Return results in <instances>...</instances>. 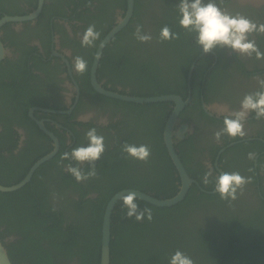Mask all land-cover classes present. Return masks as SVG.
I'll use <instances>...</instances> for the list:
<instances>
[{"label":"flooded vegetation","instance_id":"1","mask_svg":"<svg viewBox=\"0 0 264 264\" xmlns=\"http://www.w3.org/2000/svg\"><path fill=\"white\" fill-rule=\"evenodd\" d=\"M139 1L143 4L140 7L137 20L142 17L143 31L149 33L152 39L144 44L138 41V46L146 54L157 50L152 52L153 55L157 56L158 54L157 60L155 59L153 63L158 65L160 72L156 73L152 67L146 66L150 65L149 61L136 60L124 52L120 54L118 48L122 44L118 43L112 46L114 47L111 51L112 58L127 55L131 58V65L137 61L143 62L130 68L128 72L114 75L113 78H107L105 75L100 78V75L98 77L96 73L97 81L104 89L110 91L115 89L117 92L123 90L125 93H129V90L140 89L147 85L149 80L145 79L147 73L160 83L174 87L185 86L188 95L185 100L188 101L173 125L172 140L173 146L176 147L174 148L176 153L178 151L181 157L183 156L186 165L193 173L201 176L202 181H204L205 172L211 166L213 175L209 178L210 182L205 184L208 187H214L216 176L225 171H238L242 176L251 177V182L245 185L243 192H238L237 199L223 200L225 207L229 206L228 209L220 212L224 217L233 213L238 214L239 219H244L245 212H242V209L246 207L245 204L255 207V210L257 207L264 209V118L258 120L255 118L254 112L250 113L245 121L246 135L244 137L231 138L223 135L217 142L213 136L223 127V119L227 112L239 110L240 102L245 94L260 90L256 77L264 79V59H256L254 54L252 57L240 55L230 48L219 46L204 53L195 43V33H192L191 37L185 36L187 31L178 24L179 19L173 20V22L167 21V17L173 13L170 8L172 5L168 4L180 0ZM204 2L207 3V0ZM217 3L229 12H240L257 23H264V0H223L222 4L217 0ZM37 6L38 0H0V19L4 16L29 15ZM124 12L119 0H91V6H89V0H44L39 14L33 19L6 22L1 25L0 43L3 58L0 61V78L6 85L0 87V132L3 131L2 126L5 124L12 129L11 135L1 136L7 145L12 144L9 141L10 137L15 140V147L11 149L12 153L23 151L30 140L35 143L38 141L35 134L31 135L30 126L22 122L21 119L18 120L19 112L22 110L21 100H29L31 103L37 101L26 111L28 120L30 119L37 127L34 119L42 121L45 127L48 124L66 132V149L76 143V138L74 137L70 141L67 136L73 137L72 132L50 115H58L52 111L67 110L73 105V111L70 114L74 117L72 121L80 123L75 127L83 136V140L82 137L81 140L84 146H87L88 143L86 132L93 128L91 125H95L94 128L98 134L104 137V141L109 140L111 149L122 148L124 143L135 144L138 140L139 145L146 144L150 150L155 151V132L148 129L144 139L139 130L129 121V119H135L134 111H129L124 106L114 104L106 99L94 98L92 93L87 90L85 74L77 73L73 68L74 57L81 56L88 61L93 48L98 46L102 40L99 37L93 46H82L81 38L85 29L90 24H95L97 31L108 25H115ZM177 18L179 17L177 16ZM168 22L172 25H168ZM164 25L173 28L172 31L180 35L182 29L184 34L174 42L181 43L190 37L194 48L187 50L186 47L181 46L178 52L172 50V44L169 46L166 41H161L159 38L160 30ZM131 27L135 28L133 22ZM134 31L126 34L125 37L131 43L135 39ZM249 38L254 39L259 50L264 52V34L253 33ZM96 49L94 50L96 51ZM191 59H193L192 63L186 70L187 63ZM9 72L15 73L18 83H7L10 80ZM110 82L114 83L113 86ZM11 94L16 96L14 100L8 99ZM192 94L196 99L193 105ZM2 104H9L11 108ZM52 106L59 108H49ZM171 107L172 111L174 104ZM33 108L37 109L33 110L32 116H30V110ZM222 109H227V111H222ZM36 112L44 113V115L42 118H37L34 115ZM31 121L30 124L33 125ZM183 125L185 128L180 137L177 134L180 133L178 131ZM47 130L49 129L47 128ZM43 134L45 133L43 132ZM45 135L50 139L53 147L51 138L47 134ZM2 150L5 155H8L7 148L3 146ZM152 150L147 162H144L147 164L148 181L161 179V166L158 165ZM223 152L224 155L219 161V156ZM250 152L255 153L254 159L248 158ZM153 164L156 165V169L152 167ZM79 166L81 167L83 164H79ZM144 169H140L139 172ZM63 170L65 171V169ZM252 175L255 177L254 181ZM77 197L76 195L74 199L77 200ZM214 205L216 206V203ZM208 218L212 221L211 214ZM256 221L258 223V219ZM202 222L204 221L202 220ZM203 226L206 232L210 231L218 236L214 238L215 242H209L208 246L224 249L228 247L226 244L228 242L218 234L219 230L213 226V223L203 224ZM190 232V236H186V238L192 241L181 242L178 245V250L192 258L195 264H207L202 258L199 261L198 253L197 256L195 255L199 242L197 237L199 229H190ZM17 237L10 235L5 238V242H12ZM22 263L25 262L22 261ZM66 264H76V260H68ZM116 264H123V262L117 261ZM131 264L134 263L131 261Z\"/></svg>","mask_w":264,"mask_h":264},{"label":"trees","instance_id":"2","mask_svg":"<svg viewBox=\"0 0 264 264\" xmlns=\"http://www.w3.org/2000/svg\"><path fill=\"white\" fill-rule=\"evenodd\" d=\"M119 3L125 10L126 0H119ZM179 3L180 1H172V4H168L172 5L173 8H170L173 13L167 17V21L173 22V20L180 19L177 8ZM142 4L139 0H134L132 18L135 20H130L106 45L101 59H99L98 77L100 75L101 78L102 75H105L107 78H113L116 74L128 72L130 68L140 65L143 61H149L150 65L146 66L152 67L156 73L160 72L158 65L153 63L158 58V54L156 56L152 52L157 50L146 54L140 50L136 38L132 43L125 39L132 30H135L131 27L132 22L135 27L137 24L141 25L142 17L138 20L137 17ZM168 25L172 24L168 22ZM113 26L114 24H111L98 30L101 39ZM182 34L184 33L181 29ZM185 36L191 37L192 33L186 32ZM190 37L181 43H175L174 40L166 41V43L169 46L172 44V50L176 52L180 50L181 46L191 50L194 45L191 43ZM118 43L122 44L118 48L120 54L124 52L136 60L143 61H137L131 65V58L127 55L112 58L111 51L114 48L112 46ZM95 47L87 61V70L83 73L87 90L96 99H106L114 104L124 106L129 111H134L135 119H129V121L134 124L144 139L148 129L155 132V151L151 150L154 151L153 156H156L155 159L161 166V179L148 181L146 162L128 157L126 153L122 152L121 147L111 149L109 140H106L104 141L105 152L96 162L97 176L77 182L70 173L63 169L65 164L72 163L74 166L80 167L79 164L70 160L62 161L61 157L63 153L70 152L74 147L84 146L83 136L75 127L80 123L72 121L74 118L72 114L50 115L72 132L73 137L67 136V138L71 141L75 137L76 143L66 149V132L46 124V127L59 139V151L51 159L42 163L34 171L30 182L22 188L9 193L0 192V241L7 250L12 264H23L22 261L25 262L24 264H66L68 260L72 259L76 260V264H99L102 217L104 208L113 194L121 189L133 188L155 198L166 199L174 196L179 190L181 180L162 139V132L173 103L135 104L99 95L89 83V67ZM192 60L187 63L186 70ZM8 75L10 80L7 83H18L15 73L9 72ZM145 79H149L147 85L140 89L129 90V93H125L123 90L118 92L142 97L176 94L184 100L188 96L185 86L174 87L160 83L147 73ZM123 82L126 83V81ZM111 84L113 86L114 83ZM4 85L6 83L0 78V87ZM111 90L117 92L115 89ZM15 98L16 96L11 94L8 99L14 100ZM36 102L21 100L22 110L20 109L18 118L30 126L31 135L35 134L36 140H38L36 143L30 140L23 151L12 153L11 149L15 147V140L10 137L9 141L12 144L7 145L1 138V136L11 135L12 129L6 124L2 126L3 131L0 132L1 185L10 186L21 181L33 163L52 148L50 139L26 116L27 109ZM195 102V96L192 94V105ZM2 105L11 108L9 104ZM34 115L37 118H42L44 113L36 112ZM30 121L33 125L30 124ZM134 145L139 146L138 140ZM3 146L8 149L6 151L8 155L4 154ZM177 154L186 172L198 182L204 191L192 184L181 202L164 208L136 199L135 203L139 209H151L153 217L151 221L146 217L140 221H137L135 216L127 217V208L123 204V199L119 201L111 216L109 264H116L117 261H121L123 264H131V261L134 264H169L171 255L179 249L178 245L181 242L192 241L186 238L191 234L190 229H199L200 231L197 233L199 242L195 251L196 256L197 253L200 255L199 261L202 258L207 264H264V209L257 207L255 210V207L245 204L246 207L242 209V212H245L244 219H239L238 214L233 213L224 217L220 212L228 209L229 206L225 207L224 201L215 188L205 185L202 177L193 173L178 151ZM223 155L224 152L219 156V161ZM152 167L156 169L155 164ZM81 168L87 172L89 165L83 163ZM140 169L144 170L139 172ZM151 172L153 173V171ZM254 179L255 177L252 180L254 181ZM93 194L94 197H91ZM76 195L78 196L77 200L74 199ZM230 205L232 206V203ZM210 214L212 221L208 218ZM256 219H258V223H256ZM209 223H213V226L219 230L218 234L228 242L226 249L208 246L209 242H215L214 238L218 237L213 232L205 231L203 224ZM10 235L18 237L12 242H5V238Z\"/></svg>","mask_w":264,"mask_h":264},{"label":"clouds","instance_id":"3","mask_svg":"<svg viewBox=\"0 0 264 264\" xmlns=\"http://www.w3.org/2000/svg\"><path fill=\"white\" fill-rule=\"evenodd\" d=\"M220 4L223 0H219ZM91 6V0H89ZM180 19L179 25L188 33H195V43L208 53L216 47H227L240 55L256 59H264V52L259 50L254 39H250L253 33L264 34V23H257L240 12L232 13L220 7L217 0H180L177 5ZM140 42H148L152 39L149 33L143 31V25L137 24L133 33ZM100 37V32L96 30L95 24H90L82 34L81 45L91 47ZM161 41L177 40L179 33H175L168 25H164L159 33ZM73 68L77 73L83 74L87 70V61L81 57L73 58ZM260 90L245 94L240 102L237 111H228L223 119V127L216 131L213 136L219 142L223 135L231 138L244 137L245 121L250 113H255L256 119L264 118V79L256 77ZM227 111V109H222ZM87 146L72 148L70 152L63 153L61 160L75 161L77 164L87 163L89 170L85 172L81 167L72 163L65 164L64 169L70 173L77 182L86 181L97 176L96 162L100 160L105 152L104 137L97 133L96 128H90L86 132ZM122 152L128 157L141 162H147L151 155L148 145L124 143ZM248 158L254 159L255 153H248ZM213 172L211 166L204 174V183L210 182ZM251 182V177L242 176L238 171L223 172L216 176L214 188L222 200L237 199L238 192L242 193L246 184ZM136 194L128 193L123 197V204L127 208V217L135 216L137 221L145 217L151 221V209H139L135 203ZM169 264H195L194 260L180 250H176L171 255Z\"/></svg>","mask_w":264,"mask_h":264},{"label":"water","instance_id":"4","mask_svg":"<svg viewBox=\"0 0 264 264\" xmlns=\"http://www.w3.org/2000/svg\"><path fill=\"white\" fill-rule=\"evenodd\" d=\"M43 3H44V0H38L37 8L29 15L20 16V17L4 16L3 18L0 19V27L6 22L25 21V20L33 19L39 14ZM133 11H134V0H126V9H125L124 15L118 18L115 25L104 35L99 45L97 46V49L92 59L91 68H90V83L95 92L101 95L113 98V99L124 101V102L135 103V104L172 102L174 104V107L171 113L169 114L167 121L165 123L164 131H163V139H164V144L167 149V152L171 158L173 165L176 168L177 174L181 181H180L178 192L174 196L170 198H166V199H158L148 193H144L138 189H133V188L121 189L110 197V199L108 200L104 208L103 217H102L99 264H109L110 263L111 216H112V212L115 206L117 205L119 201L123 199L125 195H127L128 193H135L136 199H139L140 201H144L156 207L164 208V207L174 206L178 204L179 202H181L185 198L192 184L197 185L202 191H204L199 186L198 182L194 180L193 178H191L190 175L186 172V169L184 168L173 146V140H172V135L174 134L173 125L176 119L178 118L180 111L187 104L188 100H184L181 96L176 95V94H162V95L147 96V97L121 94L119 92H114V91L104 89L102 85L97 81L96 73H97V69H98V65L100 61L99 59L101 58L106 45H108L111 39L129 23V21L131 20L133 16ZM2 58H3V50L1 47V43H0V61ZM77 98L78 97L76 96V99ZM36 109L37 108H33L30 110V116H32L33 110H36ZM72 111H73V105L69 107L67 110L52 111V113L70 114ZM34 120L36 124L38 125L39 129L51 138L53 142L52 143L53 147L47 154L40 157L38 160H36L33 163V165L29 168V170L27 171V173L25 174V176L23 177L21 181H19L16 184L10 185V186H4L0 184V192L9 193V192H13V191H16L22 188V186L30 182L34 171L42 163H44L45 161L51 159L54 155H56V153L59 150V141L57 137L52 132L47 130V128L45 127L42 121L36 120V119ZM184 128H185L184 125L181 126L180 130L178 131L180 133H178L177 135L181 137ZM223 150L224 148L222 149V151ZM91 196L94 197V194ZM0 264H12L7 254V250L2 245L1 241H0Z\"/></svg>","mask_w":264,"mask_h":264}]
</instances>
